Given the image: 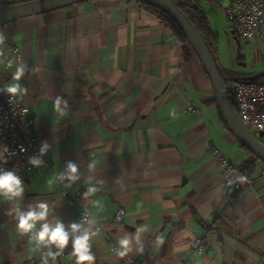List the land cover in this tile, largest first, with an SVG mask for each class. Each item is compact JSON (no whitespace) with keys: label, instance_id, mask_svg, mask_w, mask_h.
<instances>
[{"label":"crops","instance_id":"crops-1","mask_svg":"<svg viewBox=\"0 0 264 264\" xmlns=\"http://www.w3.org/2000/svg\"><path fill=\"white\" fill-rule=\"evenodd\" d=\"M0 33V87L15 71L9 59L27 64L20 83L28 92L17 98L40 145L51 146L48 167L23 179V207L43 201L53 210L49 219L78 222L59 183H47L72 161L81 180L70 189L104 230L90 241L95 264H128L140 255L146 264H264V166L242 171L250 158L225 126L208 77L194 54L183 59L157 17L135 1L90 0L1 24ZM56 96L68 101L63 114L53 109ZM209 143L234 169L241 188L233 197ZM90 183L99 191L84 201ZM9 207L0 199V264H41L35 243L5 215ZM118 209L124 216L115 224ZM137 227L147 228L143 254L134 244L120 259L111 246ZM195 241L204 244L201 254L192 249ZM71 252L69 245L56 264H75Z\"/></svg>","mask_w":264,"mask_h":264},{"label":"clouds","instance_id":"clouds-1","mask_svg":"<svg viewBox=\"0 0 264 264\" xmlns=\"http://www.w3.org/2000/svg\"><path fill=\"white\" fill-rule=\"evenodd\" d=\"M6 37L0 33V45H3ZM0 56H3L0 50ZM8 68H15L11 80L3 87H0V93L6 94L9 97V103L16 97L26 95L28 89L24 87L20 81L24 78L28 71V66L17 59H9L7 61ZM68 107V101L62 96H56L53 101V109L55 112L63 114L64 109ZM27 112V109H25ZM50 145L47 141H43L39 147L38 154L29 157L28 163L40 168L44 166L42 157L50 150ZM5 152L8 149L3 148ZM21 152L26 151L23 147ZM89 169L95 167V162L88 165ZM80 168L75 162L69 161L64 170L56 173L49 178L47 183L51 186L54 183H60L64 188H71L73 184L80 181ZM240 183L247 180L246 176L240 175L237 177ZM96 183L102 184L103 181ZM232 183V181H229ZM99 189L89 184L86 191L82 194V199L88 201L89 197L98 192ZM25 185L22 178L15 170L0 168V199L9 203L10 207L5 213L15 221L17 231L21 235H28L29 241L35 243L33 251L40 253L41 264H56L57 258L64 254V250L71 245L72 256L75 257V264H95L96 257L92 252L90 241L93 237L99 235V228H95L97 224L95 216L85 210L78 222L65 224L56 215L49 219L53 210L46 202H38L28 204L27 207L21 205L24 199ZM94 206L102 207L100 201H91ZM95 228V230H94ZM147 231L146 227H137L135 233L126 234L120 237L117 241V247L113 248L115 254L124 259L133 251V245L136 246V251L143 254L144 246L141 240V233ZM158 244H162L163 240L158 238Z\"/></svg>","mask_w":264,"mask_h":264},{"label":"built area","instance_id":"built-area-1","mask_svg":"<svg viewBox=\"0 0 264 264\" xmlns=\"http://www.w3.org/2000/svg\"><path fill=\"white\" fill-rule=\"evenodd\" d=\"M220 8L238 39L250 42L257 37H264V0H220ZM232 83L230 91L234 97L235 113L239 122L251 134L264 133V82L257 84L252 81H234ZM187 111L192 112L193 108L187 107ZM262 145L264 147V144ZM5 147L8 149L7 152L3 150ZM21 147L26 151L21 152ZM39 147L35 123L28 107L24 106L17 97L9 103V97L0 93V164L5 165L9 170H15L23 180L31 171L48 167L46 155L42 157L43 167L35 168L28 163L29 157L38 154ZM208 149L218 161L225 192L229 197H233L240 190L241 185L235 180L231 163L212 143L208 144ZM58 192L67 206L76 208L78 221L85 210L90 212V208L80 203L78 195L70 188L66 189L59 183ZM123 216V209H118L111 217V221L119 224ZM95 228H99V235L104 234L99 222ZM113 248L111 246L110 250L113 251ZM192 249L195 254H201L204 244L195 241ZM134 263L146 264L142 255L128 261V264Z\"/></svg>","mask_w":264,"mask_h":264},{"label":"water","instance_id":"water-1","mask_svg":"<svg viewBox=\"0 0 264 264\" xmlns=\"http://www.w3.org/2000/svg\"><path fill=\"white\" fill-rule=\"evenodd\" d=\"M85 0H28L14 4L0 5V25L16 19L43 14L55 9L64 8ZM161 10L178 26L192 53L198 59L208 77L218 112L227 129L237 138L259 162L264 165V147L238 120L235 108L228 100L227 81H254L264 77V70L254 75L240 78H227L218 66L216 57L189 19L180 11L174 0H140ZM263 132L257 137L262 138Z\"/></svg>","mask_w":264,"mask_h":264},{"label":"rangeland","instance_id":"rangeland-1","mask_svg":"<svg viewBox=\"0 0 264 264\" xmlns=\"http://www.w3.org/2000/svg\"><path fill=\"white\" fill-rule=\"evenodd\" d=\"M25 1L28 0H16L17 3ZM201 6L209 20L213 37L214 55L219 68L226 72H232L235 75L263 71L264 37H257L250 42L240 40L234 35L220 7L208 1L201 3ZM232 84V81H227L225 84L226 89L230 90ZM252 136L260 144H264V136L258 138L253 133ZM256 164L261 163L258 162Z\"/></svg>","mask_w":264,"mask_h":264},{"label":"trees","instance_id":"trees-1","mask_svg":"<svg viewBox=\"0 0 264 264\" xmlns=\"http://www.w3.org/2000/svg\"><path fill=\"white\" fill-rule=\"evenodd\" d=\"M90 1V0H85ZM127 1H135L142 9L145 11L153 14L155 17H157L165 26H167L170 31L173 33L177 41L179 42L180 46L182 47V53H183V59L187 61L189 59V55H191L192 51L189 48L186 39L184 38L182 32L178 28V26L174 23L173 20H171L166 14H164L161 10L153 7L152 5L140 1V0H127ZM177 7L180 9V11L189 19V21L193 24V26L196 28V30L204 37L205 41L211 48V50L214 53L213 50V37L212 32L209 25V20L201 6V3L204 1L211 2L212 4L217 5L220 7V0H174ZM17 3V2H15ZM6 4H14V3H0V5H6ZM193 54V53H192ZM223 75L227 78H240L244 76H250L256 74V72H252L249 74H233L232 72H226L224 70H221ZM254 83H262L264 82V77H261L257 80L252 81ZM228 100L233 105L234 108H236L234 97L232 95V92L229 89H226ZM241 149L248 155L249 158H251L250 161L244 162L240 167L242 168V171L245 173L246 170H254V164L258 163L259 161L245 148L241 145ZM258 161V162H257ZM261 163V162H259ZM261 165H263L261 163ZM264 166V165H263ZM233 169V167H232ZM234 170V169H233Z\"/></svg>","mask_w":264,"mask_h":264}]
</instances>
